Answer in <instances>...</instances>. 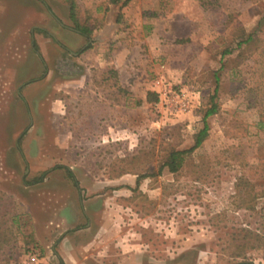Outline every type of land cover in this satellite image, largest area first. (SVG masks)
<instances>
[{
	"label": "rangeland",
	"instance_id": "1",
	"mask_svg": "<svg viewBox=\"0 0 264 264\" xmlns=\"http://www.w3.org/2000/svg\"><path fill=\"white\" fill-rule=\"evenodd\" d=\"M28 262L264 264V0H0V264Z\"/></svg>",
	"mask_w": 264,
	"mask_h": 264
},
{
	"label": "trees",
	"instance_id": "2",
	"mask_svg": "<svg viewBox=\"0 0 264 264\" xmlns=\"http://www.w3.org/2000/svg\"><path fill=\"white\" fill-rule=\"evenodd\" d=\"M112 1L113 2H117L119 0H112ZM198 1L200 2L201 5L206 6V7H212V6H214V5H216L218 3V0H198ZM79 31L81 33H85V29H81L80 28ZM216 90H217V86L214 89V91H216ZM151 94L153 96V100L156 101L157 100V95L155 93H151ZM215 112H216L215 103H212V105L204 111L203 116H202L203 126L195 134L194 143H193V145L190 148H188L186 150H175V149H172L169 152L167 160L165 161V165L167 166V168H168V170L170 172L174 173V172H176L179 169V167L181 166V163L183 161V154L184 153L191 152L192 150L197 148L203 142V140L207 136V128H208V126H207L206 118L208 116L214 114ZM249 264H251V263H249Z\"/></svg>",
	"mask_w": 264,
	"mask_h": 264
},
{
	"label": "built area",
	"instance_id": "3",
	"mask_svg": "<svg viewBox=\"0 0 264 264\" xmlns=\"http://www.w3.org/2000/svg\"><path fill=\"white\" fill-rule=\"evenodd\" d=\"M28 264H33L32 262H28Z\"/></svg>",
	"mask_w": 264,
	"mask_h": 264
}]
</instances>
